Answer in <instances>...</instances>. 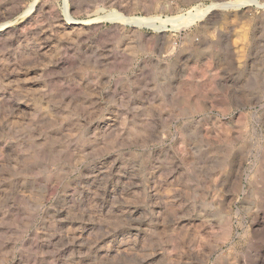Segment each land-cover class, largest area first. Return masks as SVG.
I'll return each mask as SVG.
<instances>
[{
  "label": "rangeland",
  "instance_id": "1",
  "mask_svg": "<svg viewBox=\"0 0 264 264\" xmlns=\"http://www.w3.org/2000/svg\"><path fill=\"white\" fill-rule=\"evenodd\" d=\"M241 1L0 0V264H264Z\"/></svg>",
  "mask_w": 264,
  "mask_h": 264
},
{
  "label": "bare ground",
  "instance_id": "2",
  "mask_svg": "<svg viewBox=\"0 0 264 264\" xmlns=\"http://www.w3.org/2000/svg\"><path fill=\"white\" fill-rule=\"evenodd\" d=\"M244 1H246V0H243V1H241V2H244ZM224 5H226V4H224ZM208 9H209V6L208 7H206V10L205 11H208ZM205 13V12H204ZM196 14V13H195ZM201 14V13H200ZM193 17H195V15L194 16H191V17H188L189 19H193ZM188 19V20H189ZM72 21H71V24H79V21L78 20H76V19H71ZM139 20V19H138ZM168 20H172V22L173 21H175V23L177 22H179L180 23V21L179 20H183V21H185L186 20V17H184V18H182V16L180 17L179 15H177V17H172V18H168ZM183 21H182V23H183ZM190 21V20H189ZM171 22V21H170ZM186 22H188L187 20H186Z\"/></svg>",
  "mask_w": 264,
  "mask_h": 264
}]
</instances>
